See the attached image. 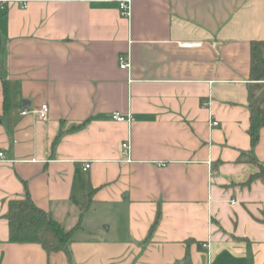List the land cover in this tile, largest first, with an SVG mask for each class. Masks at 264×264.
<instances>
[{"label":"crops","instance_id":"obj_1","mask_svg":"<svg viewBox=\"0 0 264 264\" xmlns=\"http://www.w3.org/2000/svg\"><path fill=\"white\" fill-rule=\"evenodd\" d=\"M254 41L264 0H131L129 18L117 0H0V264H264V183L238 161L250 106L264 115ZM252 154L264 165V126ZM26 193L74 228L66 253L8 240Z\"/></svg>","mask_w":264,"mask_h":264},{"label":"trees","instance_id":"obj_2","mask_svg":"<svg viewBox=\"0 0 264 264\" xmlns=\"http://www.w3.org/2000/svg\"><path fill=\"white\" fill-rule=\"evenodd\" d=\"M264 42L254 41L251 43L252 76L257 80L264 77ZM2 116L6 118L8 125L12 126L18 109L17 85L11 80H2ZM264 126L263 112L255 104L250 106V125L248 135L250 138V150L242 152L238 161L254 163L258 166V172L251 175L245 184L249 185L254 180H261L264 183V165L258 163L252 154L254 146L258 142L259 129ZM92 190H90L91 194ZM7 213L4 215L8 222L10 242L15 243H38L46 253L66 251V244L72 240L74 228L65 229L48 212L34 204L26 193L22 199H11L7 202ZM159 213L156 214L148 236L158 223Z\"/></svg>","mask_w":264,"mask_h":264},{"label":"built area","instance_id":"obj_3","mask_svg":"<svg viewBox=\"0 0 264 264\" xmlns=\"http://www.w3.org/2000/svg\"><path fill=\"white\" fill-rule=\"evenodd\" d=\"M92 1V0H87ZM117 5L119 9V13L121 16L125 18H129L131 15V0H117ZM118 64L121 69L124 70H130V58L129 55H121L118 57ZM48 107L47 105L43 104L38 110H35L34 112L38 113L39 117L41 119H45L47 116ZM26 110L22 111V114H25ZM111 118L118 122H126L129 125L134 122V119L130 113L127 114H121L117 111L113 112L111 114ZM211 125H217L216 121H212L210 123ZM120 153L124 157L125 161H130V142L129 140H125L120 145ZM5 160V154L3 151L0 150V161ZM161 165V164H160ZM89 168V163H84L83 170H87ZM233 202V201H232Z\"/></svg>","mask_w":264,"mask_h":264},{"label":"water","instance_id":"obj_4","mask_svg":"<svg viewBox=\"0 0 264 264\" xmlns=\"http://www.w3.org/2000/svg\"><path fill=\"white\" fill-rule=\"evenodd\" d=\"M23 107H25L24 102H23ZM182 264H188V261L187 260H184V262Z\"/></svg>","mask_w":264,"mask_h":264}]
</instances>
